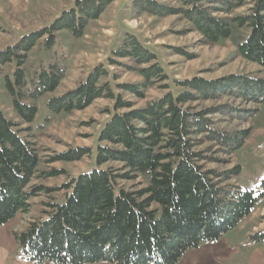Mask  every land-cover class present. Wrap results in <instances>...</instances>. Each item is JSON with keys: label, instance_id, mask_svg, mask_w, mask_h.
<instances>
[{"label": "trees", "instance_id": "trees-1", "mask_svg": "<svg viewBox=\"0 0 264 264\" xmlns=\"http://www.w3.org/2000/svg\"><path fill=\"white\" fill-rule=\"evenodd\" d=\"M113 1L77 0L50 26L0 51V66H14L3 84L20 120L8 118L0 109V228L27 215L32 199L50 197L43 203L44 217L13 232L24 260L32 264H178L187 252L218 242L259 206L260 197L254 191L237 185L240 165L218 169L208 165H221L219 156L230 157L250 134V128L220 129L215 117L245 124L264 105V0H175L176 6L132 0L133 17H181L208 45L227 40L231 23L225 15L247 6L243 16L232 20L248 29L237 55L258 66L263 75L194 77L161 85L168 78L156 53L134 33L126 32L112 49L107 66L94 67L74 90L46 103L50 113L59 115L82 111L96 99L113 102L95 141L94 166L58 189L34 184L65 171H40L39 156L23 136L32 131L38 110L25 100L55 92L64 71L49 64L28 79L23 66L40 41L49 50L61 31L73 39L83 37L88 24L98 20ZM108 66L135 73L141 82L111 86L105 80ZM158 84L167 91L139 108L121 94L143 100L144 91ZM222 98L252 106L225 103L197 109L200 103ZM91 154L88 147L71 148L52 162L72 163ZM106 165L110 166L102 168ZM137 180V186L121 184ZM55 192H61V197L50 196ZM249 239L264 241V233Z\"/></svg>", "mask_w": 264, "mask_h": 264}, {"label": "rangeland", "instance_id": "rangeland-1", "mask_svg": "<svg viewBox=\"0 0 264 264\" xmlns=\"http://www.w3.org/2000/svg\"><path fill=\"white\" fill-rule=\"evenodd\" d=\"M75 1L77 0H0V51L16 44L21 37L50 26L62 13L71 9ZM131 1L114 0L98 20L88 24L84 36L80 39H73L67 31H61L56 35V45L53 48L46 50L42 45L43 41H40L29 53L27 62L23 66L28 79L49 64L59 65L64 71L55 92L44 94L36 100L30 98L25 100V103L35 105L38 110L34 122L30 125L32 131L23 133V136L33 144L39 156L40 171H65L57 177L34 181V184L58 189L69 178L89 171L94 166L95 141L101 126L108 119L106 110L113 106V102L96 99L82 111L59 115L50 113L46 103L50 99L74 90L94 67L100 64L107 66L112 49L126 32L134 33L156 53L168 78L161 85H171L173 80L194 77L216 80L230 75H263L258 66L244 61L237 55V46L245 38L248 29L237 27L232 20L243 16L247 6L225 15L231 23L230 37L220 44L208 45L201 43L200 35L181 17H156L148 14L133 17L130 12ZM156 1L168 6L177 5L175 0ZM176 50H182L190 57L180 55ZM120 62L130 64L128 60ZM107 68L109 74L105 80L109 81L111 86L141 82L139 75L120 66ZM13 69L12 64L0 66V109L8 118L19 122V118L10 106V99L3 84L5 77H11ZM161 85L145 90L143 100L129 93L121 92V94L124 100L133 102L134 106L139 108L158 99L167 91L160 88ZM225 103L241 108L252 106L240 100L222 98L218 102L200 103L197 109ZM215 120H218V127L224 130L250 128V134L240 149L230 157L219 156L223 159L221 165H208V167L218 169L229 168L234 164L240 165L241 172L236 180L237 185L243 190L254 191L260 197L259 206L249 217L245 228L249 230L250 236L264 233V105H261L258 112L245 124H240L237 120L220 121L219 117H215ZM83 147L91 148L92 154L72 163L52 162V158L68 149ZM110 165L102 168L105 169ZM111 166L119 167L117 164ZM138 182L140 180L121 184L129 188L132 185L137 186ZM61 195V192H55L50 196L57 199ZM49 198L42 195L32 199L31 209L27 215L19 216L0 228V264H18L25 261L15 242L13 232H20L30 222L44 217L43 203L50 201ZM233 234L227 235L228 243L216 248V258L212 260L209 258L207 264H264V241L251 242L249 237H245L244 232L236 236ZM203 257H207L206 252L203 253Z\"/></svg>", "mask_w": 264, "mask_h": 264}, {"label": "crops", "instance_id": "crops-1", "mask_svg": "<svg viewBox=\"0 0 264 264\" xmlns=\"http://www.w3.org/2000/svg\"><path fill=\"white\" fill-rule=\"evenodd\" d=\"M248 220H249V218L247 220H245L244 222H242L240 224V226H238L236 229L225 234L223 236V238L220 239L218 242L210 244V245H208V244L203 245L198 249L191 250V251L187 252L182 257V259L180 260V262L178 264H207L209 258H210V260L216 258L215 249L216 248L218 249L221 246L228 243L229 238H227V235H231L232 233H234L233 235L236 236L237 234L244 232L245 237H250L249 230L245 228ZM205 252L207 253V257H203V253H205ZM18 264H32V263H29L27 261H23V262L18 263ZM101 264H106V263H101Z\"/></svg>", "mask_w": 264, "mask_h": 264}]
</instances>
